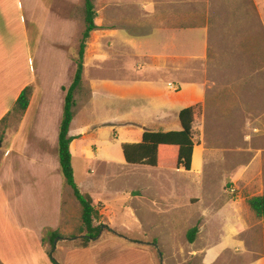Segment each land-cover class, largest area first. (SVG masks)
<instances>
[{"label": "rangeland", "instance_id": "rangeland-1", "mask_svg": "<svg viewBox=\"0 0 264 264\" xmlns=\"http://www.w3.org/2000/svg\"><path fill=\"white\" fill-rule=\"evenodd\" d=\"M96 1L95 8L108 3L105 13L112 15L139 8L130 0ZM57 2L0 0V64L13 67L15 78L8 84L14 91L24 83L23 74L26 67L30 69L29 64L28 73L32 77L35 73L42 74L39 69L47 67L46 64L54 67L63 58L64 52L58 51L57 44L68 43L73 50L77 44L76 54L79 50L85 29V1L76 2L75 26L60 21V9L55 11ZM184 8L249 12L247 20H252L251 25L233 24L222 29L225 44L234 37L246 42L241 44H247V48L224 45L218 50V64H214L211 50L208 61H191L182 66L186 73L180 74L187 75V80L207 84L202 117L193 124L195 154L189 172L177 169L176 160L162 162L158 167L128 164L122 149V144L140 143L143 137L139 126L128 127L124 123L141 121L151 127L165 109L179 111L187 105L188 92L167 91L169 79H173L168 72L151 70L157 73L150 75L143 86L158 89L154 92L143 89L139 95L124 90L127 102L114 95L98 94L91 114L83 110L88 106L78 107L77 126H97L87 131L86 140H77L73 164L79 183H83L86 169L93 170L82 191L102 205L103 217L94 225L103 226L86 253L90 264H264V220L256 216L248 202L264 195V0H169V9ZM42 22L46 25L43 33L36 28L44 26ZM161 34L155 29L152 38ZM153 51L161 53L160 49ZM217 106L219 112L215 111ZM113 117L120 118L121 124L115 128L103 125ZM18 120L17 116H11L7 129L10 126L16 129ZM176 123L180 129L179 119ZM7 129L0 130V140L5 139ZM26 131L19 135L9 133L8 140L10 143L13 140L17 151ZM3 152L7 153L6 146ZM85 153L90 159L83 157ZM4 202L0 194V238L6 244V237L14 249H24L25 245L16 243L18 226L10 221ZM46 208L37 213L38 219L52 223L51 210ZM72 225L75 233L71 236L59 232L54 245L46 235V249H50L53 264L67 258L68 264L74 261L75 255L63 258L53 252L57 245L66 249L75 247V242H60L62 237H78L80 248L79 241L86 232L80 234L81 219L73 220ZM19 226L26 227L20 223ZM194 228H198V233L194 243H190L189 232ZM25 244L32 247L29 241Z\"/></svg>", "mask_w": 264, "mask_h": 264}, {"label": "crops", "instance_id": "crops-1", "mask_svg": "<svg viewBox=\"0 0 264 264\" xmlns=\"http://www.w3.org/2000/svg\"><path fill=\"white\" fill-rule=\"evenodd\" d=\"M57 1L55 11L60 9L58 13L60 21L75 26L77 24L75 17L77 0H73L74 2L72 0ZM130 1H135L139 8L136 10H131V8L125 14L105 13L106 9L104 8L108 3L101 4L102 9L99 6L96 7L98 12L97 29L93 32L85 53L83 83L75 93L76 107L69 133V136L73 138L71 144L73 164L74 147L77 140H86L89 134L87 131L97 127L94 124L77 126L79 106H88L83 110L85 113L91 114L93 113L94 98L98 94L114 95L119 101L127 102L129 98L122 93L124 90L134 91L139 95L143 89L154 92L158 89L148 85L143 86V82L149 81L150 75L157 73L151 72V70L158 71V73L168 72L174 80L169 79L167 91L172 94L188 92L187 105L179 111H171L165 107L168 108L164 111L166 114L163 112L158 115L153 120L156 124H151V127L141 121L124 124L128 127L139 126L143 134L146 131H180L181 123L179 129L175 122L179 119L181 111L194 105H205L207 100V84L202 81L187 80V75L180 74L185 72L182 66H187L191 61H208L211 50L214 52L213 56L216 60L214 64H218L220 56L218 50L224 45L225 48L226 46L237 47V49L241 46L247 48V44H241L246 42L234 37L233 40L225 44L222 34L223 27L228 25L240 24L247 27L252 24V20H247L249 12L245 10H242L240 14H235L232 9L227 12L225 10V13L219 9L205 11L204 8L199 10L184 8L174 11L169 9V0ZM96 2L98 3V0ZM62 7H65L67 11L63 12ZM223 16L231 19L223 20ZM179 22L182 24L178 25ZM42 23L44 26L36 28L43 33V30L46 31V25L44 22ZM155 29L162 32L156 39L152 38ZM258 43L262 44L260 41ZM56 48L58 51H62V54L64 52L63 58L54 67L46 64L47 67L39 69L42 74L32 75L31 73L32 77L28 73L31 71L29 64L30 69L26 67V72L24 71L23 74L24 83L15 91L8 84V81H13L15 78L13 67L8 68L6 63L0 64L2 76L0 77V122L12 112L21 92L27 87L33 88L29 108L16 129L10 126L5 134V139L0 140V194L5 199L4 207L10 221L18 226L19 234L16 236V243L25 245L24 249H14L7 243L6 237V244L0 238V264H53L49 258L50 249H46L48 245L46 235H49L48 232L58 231L72 236L75 233L74 225H72L73 220L81 219V205L74 197L71 188L65 184L59 153L57 154L66 90L72 85L77 70L75 63L77 44L76 50L75 48L73 50L72 45L68 43L57 44ZM153 49H160L161 53H155ZM138 60L142 63L135 62ZM184 61H187V64H183ZM151 96L148 94L149 98ZM217 107L215 111L219 112V106ZM120 120L118 117H113L107 119L103 125L111 124L115 128L117 124H121ZM149 128L151 129L149 130ZM25 129L27 130L26 134L21 142L20 150L17 151L13 140L11 143L8 140L9 133L19 135L21 132L24 133ZM4 146L7 147L6 154L3 152ZM86 149L88 148L86 147ZM83 157L90 159L87 153ZM92 171L86 169L85 174H82L83 183H79L74 168L75 180L81 191ZM46 207L51 210L50 214L53 218L50 221L52 223L40 222L38 219L40 215L37 213L45 211ZM43 219L45 220L44 217ZM19 223L26 227L21 228ZM62 238L64 239H61L60 242L68 244L72 241L75 242V247L66 249L59 248L57 245L53 251L55 254L58 253L61 257L63 255V258L65 255L71 258L75 255L76 258L73 257L72 264H90V260L86 259L88 258L86 256L88 247L78 248V239H75L78 237ZM28 241L31 242V248L26 247L25 242ZM80 256L81 260L78 259ZM59 262L68 264L70 261L68 262L67 258L61 259Z\"/></svg>", "mask_w": 264, "mask_h": 264}, {"label": "trees", "instance_id": "trees-1", "mask_svg": "<svg viewBox=\"0 0 264 264\" xmlns=\"http://www.w3.org/2000/svg\"><path fill=\"white\" fill-rule=\"evenodd\" d=\"M85 1V29L80 41L79 50L75 55L77 70L72 85L66 90L64 114L59 132V161L61 172L65 179V184L71 188L74 197L81 205V226L80 234H86L79 241V247L86 248L90 243L97 239L100 234L102 225L95 226L94 222L100 220L102 205L94 203L92 198L81 192L75 180L73 168V156L71 144L73 138L69 136L71 124L74 119V108L76 107L75 93L83 83L85 72V53L88 40L91 34L97 29L96 18L97 11L94 0ZM33 96V88H25L11 113H9L0 122V130L7 129L8 119L11 116H17L19 120L24 116L29 108ZM202 117L201 105H194L181 111L179 120L181 123L180 131L169 132H151L146 131L143 134L140 143H124L122 145L125 160L128 164L147 165L158 167L162 162L176 160L177 169L191 171L194 161L195 142L193 138V124ZM18 120V121H19ZM3 127V128H2ZM249 205L257 217L264 220V195L251 198ZM198 228L189 232V241L194 243ZM51 243L59 237V232H49ZM78 242V241H77Z\"/></svg>", "mask_w": 264, "mask_h": 264}, {"label": "water", "instance_id": "water-1", "mask_svg": "<svg viewBox=\"0 0 264 264\" xmlns=\"http://www.w3.org/2000/svg\"><path fill=\"white\" fill-rule=\"evenodd\" d=\"M0 146H1V143H0ZM75 239H77V238H75Z\"/></svg>", "mask_w": 264, "mask_h": 264}]
</instances>
